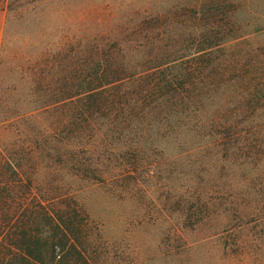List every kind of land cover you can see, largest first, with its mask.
<instances>
[{"label": "rangeland", "instance_id": "1", "mask_svg": "<svg viewBox=\"0 0 264 264\" xmlns=\"http://www.w3.org/2000/svg\"><path fill=\"white\" fill-rule=\"evenodd\" d=\"M14 6L10 13L0 0V58L10 67L26 54L46 58L48 72L70 75L65 90L73 95L19 123L41 146L34 193L76 205L90 227L93 264H264V106L245 122L251 147L241 152V142L226 151L206 144L193 122L185 131L180 107L166 106L168 117L155 109L156 96L174 91L160 82L175 78L197 82L186 88L205 110L234 108L240 83L264 64V0ZM4 78L16 80L14 67ZM89 88L95 100L82 93ZM121 95L133 112L127 118ZM50 126L60 130L48 144L55 151L39 136Z\"/></svg>", "mask_w": 264, "mask_h": 264}, {"label": "trees", "instance_id": "2", "mask_svg": "<svg viewBox=\"0 0 264 264\" xmlns=\"http://www.w3.org/2000/svg\"><path fill=\"white\" fill-rule=\"evenodd\" d=\"M17 1L4 0L8 12L13 13L19 9L14 6ZM9 37L11 35L5 34L1 49L4 56L9 55ZM45 59L26 54L21 63L16 62L10 67L0 58V264H93L90 227L76 205L69 201L60 202L59 205L44 203L34 193V174L41 146L38 141L27 139L26 128H19V123L38 110L48 109L73 97L65 90L70 75L63 74L59 77L54 72H48L44 67ZM13 67L17 78L6 84L4 75ZM253 73L251 80L240 83L241 92L234 97V108L205 110L198 103L200 99L194 100L195 96L201 95L195 94L196 92L192 94L186 88L197 82L175 78L160 82L159 86L174 87V91L173 95L156 96L155 103L159 108L155 109L161 110L160 113L163 112L168 117L171 110L166 111V106L174 111L180 107L181 113L185 111V117L188 118L184 124L185 131H189L190 127L187 125L193 122L191 128H197L193 132L199 138L206 137V144H216L226 151L230 144L241 142L243 144L237 151L250 149L248 137L251 130L250 126L245 127L244 124L251 120L254 107L264 106V64L259 63ZM122 79L120 78V82ZM223 81L219 78V81H211L210 85ZM111 83L114 81L111 80ZM205 83L206 81L203 82ZM92 90L93 88H89L82 93H87L86 98L95 100V93L90 92ZM12 93H20L21 98L11 100ZM145 99H148L147 95L139 97L136 103H146ZM27 104L33 105L30 110L23 108ZM126 105V99L121 95L120 116L125 118L133 114L124 111ZM189 108L192 110L190 117L186 114ZM140 113L145 114V111L137 109L136 114ZM39 136L48 140L47 146L51 140L58 141L60 130L50 126L49 130L42 129ZM47 147L55 151L53 146Z\"/></svg>", "mask_w": 264, "mask_h": 264}]
</instances>
